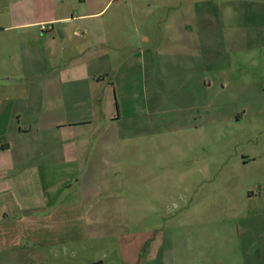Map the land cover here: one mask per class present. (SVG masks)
<instances>
[{
  "label": "rangeland",
  "instance_id": "rangeland-1",
  "mask_svg": "<svg viewBox=\"0 0 264 264\" xmlns=\"http://www.w3.org/2000/svg\"><path fill=\"white\" fill-rule=\"evenodd\" d=\"M122 1L100 18L107 39L128 44L114 66L150 55L132 69L131 93L118 87L124 119L101 125L113 138L95 145L96 166L81 173L92 220L66 223L65 247L44 250V264H264V51L230 50L234 84L220 91L207 52L160 45L171 13L159 0H141L134 15ZM144 37L152 45L137 44ZM17 262L37 264L24 254Z\"/></svg>",
  "mask_w": 264,
  "mask_h": 264
},
{
  "label": "crops",
  "instance_id": "crops-1",
  "mask_svg": "<svg viewBox=\"0 0 264 264\" xmlns=\"http://www.w3.org/2000/svg\"><path fill=\"white\" fill-rule=\"evenodd\" d=\"M116 1L0 0V264L5 253L11 264H21L23 254L44 264V250L66 245V223L87 228L92 220L81 173L96 166L95 145L113 138L99 132L101 125L111 128L124 119L118 87L129 92L132 69L146 66L150 55L141 52L114 66L128 44L107 39L100 18ZM140 1L132 0L130 14ZM159 1L171 13L162 22L170 33L160 45L196 56L207 52L220 91L234 84L230 50L264 51V0ZM44 24L51 28L42 31ZM232 30L242 34L231 38ZM246 31H253L255 43L245 44ZM141 94L143 102L145 87ZM145 110L141 105L139 113Z\"/></svg>",
  "mask_w": 264,
  "mask_h": 264
},
{
  "label": "built area",
  "instance_id": "built-area-1",
  "mask_svg": "<svg viewBox=\"0 0 264 264\" xmlns=\"http://www.w3.org/2000/svg\"><path fill=\"white\" fill-rule=\"evenodd\" d=\"M50 28H51V26H49V25H46V24L41 25V30L42 31H45V30L50 29Z\"/></svg>",
  "mask_w": 264,
  "mask_h": 264
},
{
  "label": "water",
  "instance_id": "water-1",
  "mask_svg": "<svg viewBox=\"0 0 264 264\" xmlns=\"http://www.w3.org/2000/svg\"><path fill=\"white\" fill-rule=\"evenodd\" d=\"M93 264H103V262L99 261V262H96V263H93Z\"/></svg>",
  "mask_w": 264,
  "mask_h": 264
}]
</instances>
